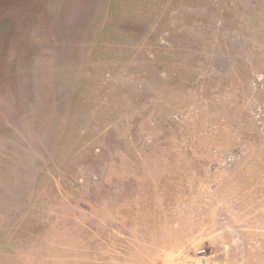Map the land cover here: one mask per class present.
Returning <instances> with one entry per match:
<instances>
[{
  "label": "rangeland",
  "instance_id": "rangeland-1",
  "mask_svg": "<svg viewBox=\"0 0 264 264\" xmlns=\"http://www.w3.org/2000/svg\"><path fill=\"white\" fill-rule=\"evenodd\" d=\"M0 264H264V0H0Z\"/></svg>",
  "mask_w": 264,
  "mask_h": 264
}]
</instances>
